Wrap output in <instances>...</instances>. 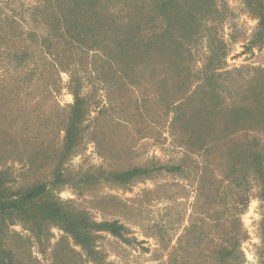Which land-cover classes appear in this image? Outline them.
<instances>
[{
    "label": "rangeland",
    "instance_id": "obj_1",
    "mask_svg": "<svg viewBox=\"0 0 264 264\" xmlns=\"http://www.w3.org/2000/svg\"><path fill=\"white\" fill-rule=\"evenodd\" d=\"M54 1L0 0L4 186L8 193L46 186L93 222L118 221L127 241L95 232L93 259L60 228L49 227L41 244L15 223L5 247L19 264H264L258 181L248 175V197L238 204L222 180L227 157L220 155L225 144L242 141L245 134L264 146V133L232 131L222 147L207 153L191 145L197 134L184 130L176 117L190 114L179 95L188 96L204 80L214 39L225 45L215 67L222 76L211 80L214 92L226 105L250 102L245 97L257 70H264V35L258 43L255 14L243 0H183L199 26L188 42L186 83L177 94V78L162 66L153 65V73L148 69L131 84L102 51L80 48L75 38L60 35L64 25L59 10L50 7ZM104 2L99 17L109 16L118 30L135 14L127 0ZM130 3L140 5L133 21L155 14L154 30L173 34L166 21L171 9L160 0ZM165 57L158 58L161 65ZM138 167L139 174L120 178Z\"/></svg>",
    "mask_w": 264,
    "mask_h": 264
},
{
    "label": "trees",
    "instance_id": "obj_2",
    "mask_svg": "<svg viewBox=\"0 0 264 264\" xmlns=\"http://www.w3.org/2000/svg\"><path fill=\"white\" fill-rule=\"evenodd\" d=\"M103 1L107 0H56L49 2L50 7L53 10H59L60 16H62L61 25L63 24L64 27L61 28L60 35L62 32L71 39L75 38L73 40L78 41L80 48H97L102 51L107 60L115 63H112L115 66H113L114 71L119 72L121 78L122 76L127 78L131 84L137 83L141 74H144L148 69L150 73H153L155 71L153 65L162 66L177 78L175 84L178 94V91L183 89L186 83L182 73L184 72L183 64L190 56L188 42L193 39L199 26L197 19L191 15L190 7L186 9V5L189 6V3L187 1L183 3V0H168L165 3L164 0H160L162 7L167 6L171 9V11H167L169 16H166V21L169 24L168 30L173 34H165L164 31L154 30L156 28L154 25L155 14L149 15L146 19H140L138 22L133 21L140 5L133 6L130 2L141 0H127L126 4L135 9V14H129L128 21L119 30V26L112 23L110 25L111 18L109 19V16H104L103 20L99 17L98 10L103 12L107 5ZM243 1L258 20L255 36L259 43L264 35L263 0ZM196 4L197 1L192 3L191 7L196 8ZM154 7L159 8V4L156 3ZM160 9L157 11H161ZM55 22H57V18H54V24H56ZM175 34H177V38H175ZM167 40L169 42H166ZM224 52L225 45L219 39L211 40L209 59H207L209 60L208 73L205 72L204 80H201L196 91L188 96L183 93L179 95L183 98V105L189 107L190 114L182 113L176 117L182 119L181 127L184 130H191L192 134H197L191 145L205 150L207 153L222 147L225 137L232 131L253 129L254 132L264 133V70H257L258 78L250 86V95L245 97V99H251L248 104L226 105L225 100L214 92L217 88L216 82L211 81L213 78L215 80L222 76L217 73L219 68L215 67L220 63ZM164 55L166 62L161 65L158 58ZM212 65H215L214 68L211 67ZM223 113H226V116L221 119L216 118ZM69 133L68 137H70ZM243 138L242 141L225 144L226 150L220 154L227 157L226 164H224L227 166L226 172L222 176V180L228 183L227 188L231 191L230 193L238 196V204H244L248 197L246 179L250 174L258 181L259 194L264 200V146L256 138L247 139L246 134ZM140 171L139 167L133 168L122 173L120 178H132ZM56 182H61V178L58 177ZM226 196L227 193L224 192L219 199L224 200ZM15 223L31 232L35 240L41 244L46 241L45 233L49 227L60 228L73 240L76 246L82 248L91 258L97 254L92 247L95 232H104L127 241L124 239L126 228L118 221L93 222L86 212L75 211L67 203L55 199L47 191L46 186L39 185L16 193H8L4 186L2 172H0V264H19L14 253L5 247L6 240L10 236L9 228Z\"/></svg>",
    "mask_w": 264,
    "mask_h": 264
}]
</instances>
